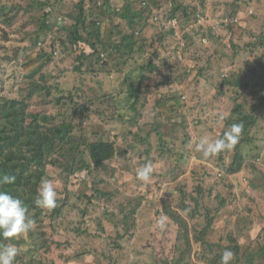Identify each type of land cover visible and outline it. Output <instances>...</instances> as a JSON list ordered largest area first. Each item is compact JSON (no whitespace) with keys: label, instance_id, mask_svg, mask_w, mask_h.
Returning <instances> with one entry per match:
<instances>
[{"label":"rangeland","instance_id":"1","mask_svg":"<svg viewBox=\"0 0 264 264\" xmlns=\"http://www.w3.org/2000/svg\"><path fill=\"white\" fill-rule=\"evenodd\" d=\"M112 1L126 4L124 0ZM171 1L147 0L148 4L140 8L142 19L137 13L127 17L142 26L143 18L158 2L163 7L158 18H163L166 28L176 29L175 36L167 34L163 44H157V63L161 67L172 65V78L181 84L188 116L160 123L151 103L161 96L157 85L162 75L142 83L146 87L143 101L137 105L139 111L134 110L135 103L128 94L138 87L141 67L152 58L138 52L124 63L115 55L103 54L104 61L96 55L85 62L81 73H74L71 28L75 21L66 14L70 4L59 0H0V110L4 97L25 98L34 83L49 86L54 99L72 94L83 108L91 110L76 120V125L81 123L75 133L76 148L61 155L67 172L48 170L46 180L54 184L57 206L68 207L59 218L46 215L32 230L11 240L25 258L21 261L18 254L15 264H28L25 260L32 259L31 246L36 247L44 264H208L204 253L223 255L228 245L223 239L229 235H241L243 252L250 248L253 256L245 260L264 264V48L252 52L247 46V42L257 43L258 36L264 37V0H242L237 10L235 0H179L190 8L188 21L182 9L183 21L167 17ZM134 7L136 10L138 4ZM46 15L51 30L43 28ZM251 31L255 37L249 35ZM231 41L240 45L237 52ZM42 47L48 52L49 47L53 49L50 64L45 67L48 61L39 60L37 67L25 72V59L32 53L37 57ZM201 65L207 81L198 86L196 74ZM47 71L50 79L43 78ZM239 72L249 83L247 91L231 87L225 95H218L216 84ZM220 87L224 89V84ZM166 88L163 95L169 93ZM47 95L31 99L26 113L16 116L19 121L30 124L54 117L58 109ZM146 100V105H140ZM237 103L246 110L257 105L259 120L249 132L251 139L238 150L246 160L242 172L222 177L235 152L228 149L204 158L196 145L201 139L221 138L234 122L232 112ZM115 111L125 124L117 122ZM0 125L7 128L4 122ZM109 136L126 153L105 167L80 171L84 164H90L88 143ZM147 163L153 168L151 177L140 181L136 170ZM181 188L186 204L198 208L194 220L179 208ZM31 190L34 192L21 191V200L29 217L37 220L39 212L32 209L29 200L37 194ZM162 215L167 218L163 230L157 223ZM177 219L183 220L177 224ZM211 221L213 228L202 245L197 237Z\"/></svg>","mask_w":264,"mask_h":264},{"label":"trees","instance_id":"2","mask_svg":"<svg viewBox=\"0 0 264 264\" xmlns=\"http://www.w3.org/2000/svg\"><path fill=\"white\" fill-rule=\"evenodd\" d=\"M125 5L114 4L112 0H59V3L70 4V10L66 14H69L71 19L75 21V24L71 28V38L72 45L75 46L73 51V59L75 58L76 65L74 67V73H81L82 67H84L85 62L91 57L98 55V59L104 61L103 54H108L110 57L116 56L122 62L126 63L131 61L135 53H141L147 55V57L152 58L148 60L146 66H142V78L139 81L138 87L133 88L129 94L130 100H133L134 110L139 111L137 105L142 99L143 92L145 91L143 82L148 81L152 76L162 75V80L158 82L157 89L161 92V96L151 103V106L155 110L156 120L160 123H171L179 118L186 119L188 116L187 103L184 100L183 92H181V84H177L172 78L173 69L172 65L166 63L161 67L158 61V51L159 46L157 44H163L166 40V35L175 36L176 29L172 26L165 27L163 25V18H158L163 7L157 2L156 8L143 18V25L135 24L134 22H129L127 17L133 18L137 13L142 19L143 5L148 4L147 0H124ZM138 1V2H137ZM170 1V0H168ZM242 0H235L234 6L237 10L241 4ZM135 10L134 6H137ZM129 5V6H126ZM179 0L171 1L170 11L166 14L168 18L173 20H181L183 18L180 16V10L184 11V18L188 21L189 7L184 6ZM44 7L45 5H41ZM121 6V7H120ZM147 8V7H146ZM197 10V8L195 7ZM147 11V9H144ZM103 11V13H102ZM187 13V15H186ZM90 15V16H89ZM186 15V17H185ZM157 20H154V19ZM159 21V23H156ZM43 28L51 30V25L48 22V16L46 15L43 20ZM158 24L160 26H158ZM162 25V26H161ZM158 26V27H157ZM126 27L127 31L122 28ZM150 28L149 32L147 29ZM154 31V32H153ZM250 36L255 37L253 31L248 32ZM5 36V35H4ZM6 37V36H5ZM215 38V35H212ZM189 37H184V40H188ZM257 43L254 41L247 42V46L252 49V52L256 49L262 50L264 48V37L258 36L256 38ZM217 40H221L217 37ZM233 48L239 50L240 45L233 43ZM59 46H55L58 48ZM40 54L36 57L35 53L30 54L22 64L23 70L28 72L33 68L37 67L39 60H47L45 67L51 62V57L53 54V49L49 47L51 52L45 50V47L41 48ZM239 53V51H238ZM237 53V54H238ZM199 58H196V60ZM184 60L187 61L188 58L184 56ZM263 63V62H261ZM199 75L196 74V78L200 83L207 81L205 76V68L202 65L199 67ZM244 73V71H242ZM247 76V75H246ZM50 75L47 72L44 73L43 78ZM244 75L241 73L232 74L230 78H223L216 84L217 94L225 95L224 91L231 87L241 88L244 92L247 91V86L249 83H245ZM224 84V89H221L220 85ZM163 87H167L169 93L163 95ZM50 87L47 85H38L36 83L31 84L28 87L27 95L22 99H10L7 97L3 98L4 108L0 110V123H6V127L1 129L0 125V174H12L16 177V181L13 185L6 186L12 195L22 198L21 191L26 192L28 189H33L35 194H37V189L40 186L42 179H47L49 168H54L61 170L66 173L67 170L64 169V163L62 162V153L70 151L72 148H76L75 141L77 140V135L75 134L77 128H81V123L76 125V120H78L83 113L89 115L90 109L83 108L80 103L76 100L74 95L70 94L68 96L55 97L50 93ZM49 96L54 103L58 112L54 117L45 118L42 120L33 121L30 124H25L19 121L16 117L18 114L26 113L29 101L35 96L46 95ZM261 101H264V94L261 95ZM145 99V98H144ZM149 101H144L140 105H146ZM185 110V113H183ZM116 114L117 111H115ZM233 118L232 123L243 124V129L240 134L239 141L231 149L235 152L231 165L228 169H225L222 177L227 174L234 176L242 172L245 167L246 160L242 153L238 150L249 141V132L253 129L259 120V110L258 106H251V109L245 108L243 104H236L232 112ZM79 117V118H78ZM123 116L118 114L117 122L125 124L122 119ZM133 120V119H132ZM80 126V127H79ZM137 128V127H135ZM84 133V131H81ZM223 135H221L222 137ZM251 139V138H250ZM251 142V140H250ZM119 142L109 136L107 140H94L88 143L87 153L90 160V164L86 163L83 165L82 170H90L92 167H105L107 163H110L114 158L122 157L126 151H120L118 149ZM221 153H224L222 151ZM74 175L77 173H71ZM221 177V178H222ZM182 194L181 207H179L184 213L190 215L191 219L194 220L197 217V207L192 209L191 206L186 204L185 192L183 188L179 189ZM198 191L203 193L202 187L198 188ZM97 196L98 193H96ZM170 195V194H169ZM108 196V194L103 195ZM31 202V207L33 210L39 212L36 222H43L44 216H50V218L55 219L61 216L62 211L68 207L60 205L57 206L58 200H56V206L52 209H43L38 207L34 201L35 199H29ZM68 201V196L66 197ZM140 204V203H139ZM225 204V201H224ZM139 206V205H138ZM141 206V205H140ZM136 209V207H133ZM134 212V211H133ZM183 220V219H182ZM181 219H177L176 223L179 224ZM213 221L207 223L205 229L201 232V235L197 237V242L200 244H206L204 239L208 235L209 231L213 228ZM240 235V233H238ZM165 235V234H164ZM32 238V237H31ZM241 235L239 237L233 238L231 235L223 239L226 242L227 249L234 253L233 260L230 264H250L246 256L252 257L253 253L247 249L243 252L241 244ZM11 240H5L0 237V243H10ZM230 245H233L232 247ZM30 254L32 255L31 260H25L26 263L32 264H44L40 259V254L35 246L29 248ZM261 260H264V248H262ZM260 252V254H261ZM213 253L205 252L204 260L208 264H220L222 255L217 253L214 257ZM20 255V254H19ZM148 255V254H146ZM19 258V257H18ZM21 261L25 259L22 255L19 258Z\"/></svg>","mask_w":264,"mask_h":264},{"label":"clouds","instance_id":"3","mask_svg":"<svg viewBox=\"0 0 264 264\" xmlns=\"http://www.w3.org/2000/svg\"><path fill=\"white\" fill-rule=\"evenodd\" d=\"M243 124L232 123L223 133V136L215 141L201 139L196 145V151L204 158L214 156L217 153L231 149L239 141ZM153 171L151 163L142 165L136 170V177L140 181H147ZM16 177L12 174H0V237L5 240L18 238L35 227L36 221L29 217L28 208L24 202L12 195L6 186L13 185ZM57 192L51 180L42 179L37 189L34 203L43 209H52L56 206ZM165 216L157 218L161 230L166 227ZM19 249L13 243H0V264H15ZM234 253L226 249L220 260V264H230Z\"/></svg>","mask_w":264,"mask_h":264}]
</instances>
